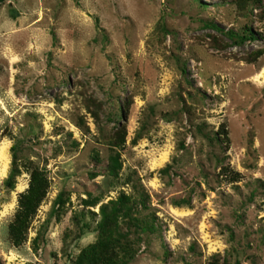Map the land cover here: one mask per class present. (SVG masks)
I'll list each match as a JSON object with an SVG mask.
<instances>
[{
    "label": "rangeland",
    "instance_id": "rangeland-1",
    "mask_svg": "<svg viewBox=\"0 0 264 264\" xmlns=\"http://www.w3.org/2000/svg\"><path fill=\"white\" fill-rule=\"evenodd\" d=\"M2 150L0 264H76L121 195L129 264H264V0H0Z\"/></svg>",
    "mask_w": 264,
    "mask_h": 264
},
{
    "label": "trees",
    "instance_id": "trees-1",
    "mask_svg": "<svg viewBox=\"0 0 264 264\" xmlns=\"http://www.w3.org/2000/svg\"><path fill=\"white\" fill-rule=\"evenodd\" d=\"M48 184L46 180L34 175L27 193L20 198V212L9 228L13 245L20 246L43 198ZM129 199L121 195L118 200L100 209L101 220L97 225L98 240L80 254L76 264H129L134 258V250L128 237L121 232V223L135 233L153 232L154 227L144 219L132 217ZM134 211V210H133Z\"/></svg>",
    "mask_w": 264,
    "mask_h": 264
},
{
    "label": "bare ground",
    "instance_id": "bare-ground-1",
    "mask_svg": "<svg viewBox=\"0 0 264 264\" xmlns=\"http://www.w3.org/2000/svg\"><path fill=\"white\" fill-rule=\"evenodd\" d=\"M4 150H5V149H4ZM0 154H1V157L5 158V155H4V151H3V150L1 151Z\"/></svg>",
    "mask_w": 264,
    "mask_h": 264
}]
</instances>
